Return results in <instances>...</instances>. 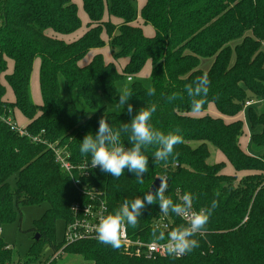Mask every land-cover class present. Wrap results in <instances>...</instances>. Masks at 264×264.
Listing matches in <instances>:
<instances>
[{
	"label": "trees",
	"instance_id": "obj_1",
	"mask_svg": "<svg viewBox=\"0 0 264 264\" xmlns=\"http://www.w3.org/2000/svg\"><path fill=\"white\" fill-rule=\"evenodd\" d=\"M81 2L88 30L67 43L58 36L82 28L72 0H0V115L14 118L17 110L28 121L27 134L43 131L48 141L65 145L70 161L78 165L91 160L90 155L80 153V143L85 135L96 134L101 118L119 129L141 108L156 104L150 123L165 133L179 129L183 136L173 155L156 161L155 146H149L144 152L149 170L142 184L127 169L117 179L98 168L79 177L80 187L98 191L108 214L119 209L125 199L143 198L156 179L167 180L166 196L174 202H181L183 193L190 192L195 196L193 210L208 208L213 200L219 206L206 228L193 237L199 247L179 259H136L122 247L113 249L98 240L67 246L57 243L56 223L70 222V206L88 196L78 191L54 162L51 151L32 144L0 121V229L16 219L19 206L48 205L32 224L34 237L24 264H41L45 247L49 256L60 250L81 256V264H264V112L257 114L249 108L246 113L249 144L261 152L259 155L241 149L244 128L240 120L226 123L206 114L191 116L207 112L212 105L221 116L233 118L246 101L264 100V0H145L139 11L136 0ZM105 14L120 23L104 21ZM138 17L153 28L152 37L132 25ZM107 45L115 62L128 60L121 72L100 53L81 66L90 52ZM202 60H211L206 71L201 69ZM36 61L41 104L32 102L30 92ZM9 63L12 68L8 73ZM147 63L151 71L145 86L137 77ZM205 73L211 82L207 103L194 113L185 85ZM127 78L132 79L129 100L136 103L132 114L126 109L111 113L100 107V96L119 99L118 85ZM6 86L13 101L5 97ZM153 87L155 94L150 96L148 90ZM173 93L177 97L169 100ZM120 139L125 148L131 147L127 134L122 133ZM208 145L223 155L235 173L252 174L239 181L224 174V162H207ZM14 175L11 187L8 180ZM158 203L146 205L138 225L128 227L129 237L158 241L160 232L152 228L155 219L164 216ZM166 217L173 223L172 229L186 226L177 215ZM0 264H20L1 235Z\"/></svg>",
	"mask_w": 264,
	"mask_h": 264
},
{
	"label": "clouds",
	"instance_id": "obj_2",
	"mask_svg": "<svg viewBox=\"0 0 264 264\" xmlns=\"http://www.w3.org/2000/svg\"><path fill=\"white\" fill-rule=\"evenodd\" d=\"M210 83L205 73L192 83L185 85L187 95L192 98L191 111L194 113L204 109ZM154 94L155 88H149L148 95ZM177 95L173 93L169 100L175 99ZM118 96L117 104L123 107L127 104L126 111L131 115L133 106L128 103L132 97L131 90L125 86ZM156 110V104L141 108L132 117L130 123L121 124L119 129H114L106 119L101 118L96 134L84 136L80 143V153L91 156L92 168L99 167L102 172L117 179L127 169L128 172L135 175L137 182L142 184L144 175L149 170V159L144 154L149 146H155L153 158L156 161H166L173 155L174 147L183 143V136L179 134V129H176L175 132L165 133L150 123ZM122 133L128 135L131 147L125 148L121 142ZM167 188V180L160 179V184L154 192L148 191L143 195V198L136 197L131 201L125 199L114 213L100 218L95 229L97 240L113 249L121 248L128 227L135 228L146 205H152L158 201L160 212L164 216L171 213L187 218L186 226L175 227L166 236L161 231L156 237L158 241L162 242L166 252L170 255H186L198 248L199 242L193 237L206 228L212 213L219 206L218 201L213 200L210 207L196 211L192 208L194 194L185 192L180 198L181 202H174L166 196Z\"/></svg>",
	"mask_w": 264,
	"mask_h": 264
},
{
	"label": "rangeland",
	"instance_id": "obj_3",
	"mask_svg": "<svg viewBox=\"0 0 264 264\" xmlns=\"http://www.w3.org/2000/svg\"><path fill=\"white\" fill-rule=\"evenodd\" d=\"M72 2L79 9L78 14H79V17H82L81 20L87 19L85 14L83 13L82 6L80 5L81 1L80 0H72ZM144 3H145V0H144ZM143 5L144 4H143L142 0H136L137 11H139L143 7ZM104 21H110L116 25L120 23V21H118V20H114L112 18H109L107 14L104 15ZM87 22H88L87 20H84L85 25ZM132 25L134 27L140 28L142 31L145 30V33H146L147 29L152 31L151 27H149V26L145 27V25L143 24L142 20L139 17L137 18V20ZM87 30L88 29L86 28V26H84V27H82V29L80 31H83V33H85ZM80 31H78L76 34H74L72 36H69L68 39H72ZM48 35L51 37L57 38L56 36H54L50 32H48ZM65 37H67V36H58V38L62 39L63 41H65L64 40ZM102 38L104 39V41L107 44L109 41L107 36L105 34H103ZM235 44H237V42H235L232 45H235ZM263 48H264V46H263ZM107 49H108V52L110 53V49H109L108 45L106 46V48L102 49L101 51H106ZM92 52H90L86 56L84 61L81 63V66L86 61V59H88V57H90V55H92ZM102 54H103V52H102ZM103 55L106 58L109 54L104 53ZM210 64H211V60H202L201 69L203 71H206L209 68ZM118 66H120V65H118ZM121 70H122V68L120 67V71ZM9 71H10V63H9L8 73H9ZM149 72H150V65H149V63H147L145 65L144 69L142 70L141 75L139 77H137V79L140 80L145 86L149 85V83H148ZM144 74H146L147 77H144L143 76ZM131 81H132L131 78H127L126 80H123L118 85V95L121 93V91L123 90V88L125 86L126 87L129 86V83ZM37 84H38L37 80L34 83V72H33L32 77H31V82H30V92H31V100L34 104H37L39 102ZM6 92H7V94L5 96L6 99L12 100V95L8 94V92H9L8 88H7ZM98 100H99L100 107H105L106 110L108 112H111V113H119L123 109L127 108V104L124 105V107L119 106L117 104L119 99L110 100L106 97L100 96ZM128 103H130L133 107L136 106V103L132 102L131 100H129ZM75 104L79 109H83V106L78 101H75ZM263 105H264V100L256 101L253 99V100L246 101L245 104L243 105L241 111L233 118L221 116L215 110V108L212 105L209 106L207 112L202 113V114H193L191 116L201 117V116H204L206 114V115H209L210 117H213V118H221L226 123H229V122H232L235 120H240L242 122L243 128H244V134L240 140L241 149L246 153H252L255 155H259L261 152H257L256 150L251 149L250 144H249L250 130H249V126H248L246 113H247L249 108H253V109H255L257 114H260V113L264 112ZM14 112H15L14 121L16 122V124L19 127L23 126L22 125L24 122L23 119H25V118L23 117V119H22L20 117V115L17 114L18 112H16V110H14L13 113ZM208 148H209V152H210V158L207 160V162L211 165L215 164V163H219V162H224L226 165V167L223 171L224 174L235 176L237 181H239L241 178H244L246 175L252 174V173H243V172L242 173H235L233 171V169L231 168V166L226 162V159L223 157L222 154H220L217 150H215L211 145H208ZM15 178H16V175L10 177L8 180V183L10 184L11 187H14ZM47 208H48L47 204H42L40 206H19L18 209H16L17 210L16 219L12 223L3 225L1 227V229H2V231H0L1 237L3 238L4 242L8 245V247L14 252V254L16 255V258L20 264H24V261L26 260V253L29 250V248L33 242L34 236H33V233L31 232L32 224L35 220H38L43 215V213L47 210ZM63 234H64V222L58 221L56 223V233H55L57 243L62 241ZM63 245H64V243H63ZM40 260H41V264H45L46 262L50 261L49 260V248L48 247L44 248V250L41 254ZM55 261H56V264H81V263H84V260L81 256L70 255V254H62Z\"/></svg>",
	"mask_w": 264,
	"mask_h": 264
},
{
	"label": "built area",
	"instance_id": "obj_4",
	"mask_svg": "<svg viewBox=\"0 0 264 264\" xmlns=\"http://www.w3.org/2000/svg\"><path fill=\"white\" fill-rule=\"evenodd\" d=\"M0 121H3L9 126L11 131L17 132L20 136H25L34 145H41L52 152L54 162L65 172L78 188V191L85 194L87 197L84 202H75L70 206L69 212L71 221L64 225V234L62 242L65 246L81 241V240H97L96 226L101 217L108 215L106 204L101 199V194L98 191H90L86 187H80L79 177L89 176V172L93 169L91 167V160L84 161L82 164L74 165L70 161V153L65 145H61L59 141L50 142L44 138V132L31 135L27 134L25 128L19 127L14 118L4 117L0 115ZM179 219L187 225V218L179 216ZM173 223L166 217L161 216L152 223V228L155 232H164L167 234L172 230ZM123 251L131 257L142 259L146 261H154L159 258L172 257L182 258L184 255H170L166 252L160 241H143L140 238L133 239L129 237L128 233L123 238ZM62 255L61 250L57 254L49 256L50 262L56 260Z\"/></svg>",
	"mask_w": 264,
	"mask_h": 264
},
{
	"label": "crops",
	"instance_id": "obj_5",
	"mask_svg": "<svg viewBox=\"0 0 264 264\" xmlns=\"http://www.w3.org/2000/svg\"><path fill=\"white\" fill-rule=\"evenodd\" d=\"M81 1V0H80ZM142 2H143V4H145L144 3V0H142ZM81 6H82V2H81V4H80ZM78 13H79V9H78ZM84 13V12H83ZM85 14V13H84ZM79 15V14H78ZM83 16V15H82ZM85 16H86V14H85ZM82 17H80V19H81ZM84 18V17H83ZM86 18H87V16H86ZM84 20H87L88 21V18L87 19H84ZM84 20L82 19L81 20V22H82V27H84V26H86L85 24H84ZM87 24V23H86ZM146 27V26H145ZM149 27H151V26H149ZM82 29V28H81ZM80 29V30H81ZM151 29H152V31L151 30H148L147 29V31H146V33H145V30L143 31V33H144V35L146 36V37H152L153 35H154V30H153V28L151 27ZM79 30V31H80ZM78 32V31H77ZM76 32V33H77ZM76 33H74V34H76ZM74 34H72V35H74ZM84 33H83V31H80L75 37H73L72 39H68L69 38V36H72V35H69V36H67V37H65L64 38V40H65V42H67V43H71V42H73V41H75V40H77L78 38H80L82 35H83ZM106 48V47H105ZM102 52H103V54L105 53V54H109L106 58H105V56L102 54ZM98 53H100V54H102V56H103V58H104V61L106 62V63H114L115 64V66H116V68H117V70L119 71V72H121L120 71V67L123 69V67L126 65V63H127V61L128 60H120V61H117V62H115L114 60H113V58H112V56H111V54L108 52V49L106 50V51H98ZM97 54V51H93L92 52V55H90V57H88V59H86V61L83 63V65H87L90 61H91V59L93 58V56L94 55H96ZM112 58V59H111ZM36 63V64H35ZM34 63V66H33V71H32V73L34 72V83H35V81L37 80V83H38V73H39V62L38 61H36ZM118 65H120V66H118ZM149 65H150V63H149ZM36 66V67H35ZM11 68H12V64L10 63V70H11ZM150 71H151V66H150ZM142 73V72H141ZM141 73L138 75V77L141 75ZM149 75H150V72H149ZM144 77H147V75L146 74H144L143 75ZM31 77H32V75H31ZM6 88H7V86H6ZM9 90V89H8ZM37 91H38V95H39V98H38V100H39V102L37 103V104H41V97H40V93H39V83L37 84ZM8 94H11V92H10V90H9V92H8ZM12 95V94H11ZM9 100V99H8ZM9 101H13V96H12V100H9ZM16 112H18L17 110H16ZM14 114V119H15V112L13 113ZM17 114H19L20 115V117L23 119V116L20 114V112H18ZM23 126H21L22 128H25L26 127V125L28 124V121L26 120V119H23Z\"/></svg>",
	"mask_w": 264,
	"mask_h": 264
},
{
	"label": "water",
	"instance_id": "obj_6",
	"mask_svg": "<svg viewBox=\"0 0 264 264\" xmlns=\"http://www.w3.org/2000/svg\"><path fill=\"white\" fill-rule=\"evenodd\" d=\"M159 184H160V180H159V179H156V180L152 183V185H151L149 191H153V192H154V191L156 190V188L159 186ZM34 239L36 240L37 237L35 236Z\"/></svg>",
	"mask_w": 264,
	"mask_h": 264
}]
</instances>
